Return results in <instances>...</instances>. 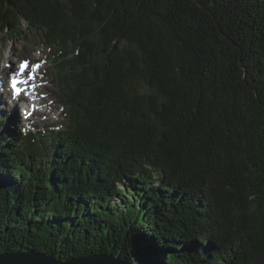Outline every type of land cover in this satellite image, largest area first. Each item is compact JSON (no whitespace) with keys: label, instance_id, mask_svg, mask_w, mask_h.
<instances>
[{"label":"trees","instance_id":"trees-1","mask_svg":"<svg viewBox=\"0 0 264 264\" xmlns=\"http://www.w3.org/2000/svg\"><path fill=\"white\" fill-rule=\"evenodd\" d=\"M24 22L68 123L0 119V253L264 264V0H0Z\"/></svg>","mask_w":264,"mask_h":264},{"label":"rangeland","instance_id":"rangeland-1","mask_svg":"<svg viewBox=\"0 0 264 264\" xmlns=\"http://www.w3.org/2000/svg\"><path fill=\"white\" fill-rule=\"evenodd\" d=\"M4 34H6V32H0V75L10 72L11 69L6 68V65L9 63V58L12 63L16 64L21 58L30 57L34 61L39 59L41 55L42 57L47 56L46 62L42 60V63L46 65V68L42 77L41 88L43 90L42 93L45 95L46 102L48 101L52 107H55L56 112L51 113L49 116L38 115L33 121L29 122L23 121V116L21 115L22 117H18L16 122L13 123V120H10L7 121V123L6 120L10 119V113L12 112L13 106L8 102V98L4 97V101H1L0 103V116L2 118L5 116V127L2 128V131L14 130L16 131V134H26L29 131V128L32 127L37 131L40 129L46 131V134H49V131L52 130H63L68 123L66 113L67 107L62 104L57 87L59 81L57 61L60 62L62 57H59L57 60L54 48H51V45H46L43 39L45 36L44 31H41L40 29H31L25 22L23 23L22 32L19 34H10V40L5 44L3 42V37H5ZM142 91H148L147 87H143ZM28 106L29 101H26V110H28ZM15 117L16 114H12V118L14 119ZM50 155L51 151L49 150L48 155L45 156L44 159H48ZM162 257L163 255H160V258Z\"/></svg>","mask_w":264,"mask_h":264},{"label":"water","instance_id":"water-1","mask_svg":"<svg viewBox=\"0 0 264 264\" xmlns=\"http://www.w3.org/2000/svg\"><path fill=\"white\" fill-rule=\"evenodd\" d=\"M140 261L145 262L146 255L140 250ZM138 251V253H140ZM0 264H126L124 260L111 254L98 253L81 258L60 259L55 255L40 254L34 251L0 253ZM157 264V263H155Z\"/></svg>","mask_w":264,"mask_h":264},{"label":"snow or ice","instance_id":"snow-or-ice-1","mask_svg":"<svg viewBox=\"0 0 264 264\" xmlns=\"http://www.w3.org/2000/svg\"><path fill=\"white\" fill-rule=\"evenodd\" d=\"M29 64H30V62H28V61H22L21 62V65L19 68V75H23L25 73V70L29 67ZM32 67L38 68L39 65L34 64V65H32ZM17 75L18 74L14 71L13 75H12V87H13V95L14 96H19L20 93L22 91H24V89L19 88L18 85L27 83L26 79H18ZM29 78H34V77H31L29 74Z\"/></svg>","mask_w":264,"mask_h":264},{"label":"bare ground","instance_id":"bare-ground-1","mask_svg":"<svg viewBox=\"0 0 264 264\" xmlns=\"http://www.w3.org/2000/svg\"><path fill=\"white\" fill-rule=\"evenodd\" d=\"M9 58V57H8ZM49 58V57H48ZM9 60V63H12V61L10 60V58L8 59ZM11 61V62H10ZM11 71H14V70H11ZM10 71V72H11ZM48 73V72H47ZM36 92L38 91V89L36 88V90H35ZM29 108H30V104H29ZM14 113L17 115V113H18V110L16 109L15 111H14ZM13 113V114H14ZM44 113H46V111L44 112ZM20 117V116H19ZM47 144V143H46Z\"/></svg>","mask_w":264,"mask_h":264}]
</instances>
